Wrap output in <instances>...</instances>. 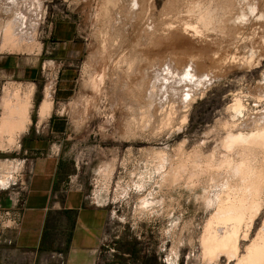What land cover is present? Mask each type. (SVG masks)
Wrapping results in <instances>:
<instances>
[{
    "label": "rangeland",
    "instance_id": "1",
    "mask_svg": "<svg viewBox=\"0 0 264 264\" xmlns=\"http://www.w3.org/2000/svg\"><path fill=\"white\" fill-rule=\"evenodd\" d=\"M19 20L35 24L24 26L31 35ZM7 25L31 37L24 42L10 32L18 41L1 43L0 56H23L28 63L20 69L35 65L38 74L0 73V119L4 99L14 103L30 92L32 100L18 145L0 150V181L11 174L8 188L0 185V218H18L36 140L52 135L50 120L61 119V150L79 163L89 201L106 209L109 262L235 264L264 228V149L227 147L229 133L247 138L264 128V0H0V42ZM48 84L53 109L40 122ZM243 158L253 160L250 167ZM239 196L248 205L236 236L240 254L208 253L210 221Z\"/></svg>",
    "mask_w": 264,
    "mask_h": 264
},
{
    "label": "crops",
    "instance_id": "2",
    "mask_svg": "<svg viewBox=\"0 0 264 264\" xmlns=\"http://www.w3.org/2000/svg\"><path fill=\"white\" fill-rule=\"evenodd\" d=\"M25 62V57L18 54H3L0 73L37 80V66L29 64L20 69ZM50 123L52 135L36 140L37 152L22 211L18 218H0V264H56L60 254L65 264H122L109 262V255L102 249L106 209L89 201L80 183L79 163L61 150V131L55 128L64 122L54 119Z\"/></svg>",
    "mask_w": 264,
    "mask_h": 264
},
{
    "label": "bare ground",
    "instance_id": "3",
    "mask_svg": "<svg viewBox=\"0 0 264 264\" xmlns=\"http://www.w3.org/2000/svg\"><path fill=\"white\" fill-rule=\"evenodd\" d=\"M134 1V0H133ZM13 3H14V1H13ZM13 6H15V5H13ZM14 8V7H13ZM7 9H9V8H7ZM16 9V8H15ZM9 10H11L12 11V9L10 8ZM14 10V9H13ZM191 10V9H190ZM16 12V11H15ZM17 12H19V11H17ZM17 12H16V15H18L17 14ZM12 13V12H11ZM20 13V12H19ZM9 14V13H8ZM21 15H22V19H23V13H21ZM25 15V14H24ZM19 16H20V14H19ZM16 17V16H15ZM35 18V19H37L36 17H34V16H31V18ZM25 18V17H24ZM39 18V17H38ZM16 19H17V17H16ZM15 20V19H14ZM21 20V19H20ZM19 20V21H20ZM24 20H26V19H24ZM23 20V21H24ZM39 20V19H38ZM22 21V20H21ZM20 21V23H21V25L23 26V28H24V26H26V23L24 24V23H22ZM31 21V19L29 18L28 19V21H26V22H30ZM36 21V20H35ZM34 21V22H35ZM11 22H18V20L17 21H11ZM25 22V21H24ZM32 22H33V20H32ZM19 23V24H20ZM37 24L39 23V22H36ZM9 24V23H8ZM31 24V23H30ZM36 24V25H37ZM13 25V24H12ZM20 25V26H21ZM27 25H29L28 23H27ZM33 27H32V26ZM31 25H29V26H26V27H28V29H29V27L31 26V28L33 29L34 28V23L33 24H31ZM8 26V28H5V30L7 29V31H5V33L6 32H8V34L6 33V34H4V38H3V42H0V44L1 43H3L2 44V46H4V47H6V45H8V42L7 41H9L10 42V40H14L16 37L19 39V37H23L24 35H23V32L24 31H22L23 29H21V31H22V35L21 36H18L19 35V32H18V34L17 33H14V32H12V31H14V28H16L17 26H18V24L15 26V25H13V26H15L14 28H13V30L12 31H10V29H11V27L9 26V25H7ZM6 26V27H7ZM19 26V27H20ZM37 27V26H36ZM188 27V26H187ZM21 28V27H20ZM30 28V29H31ZM38 28V27H37ZM173 28V27H172ZM31 29V30H32ZM189 29V28H188ZM19 30V28H17V30H15V31H18ZM24 30H25V28H24ZM27 30V29H26ZM25 30V31H26ZM30 30V31H31ZM35 30H36V28H35ZM34 30V31H35ZM3 33H4V31H2ZM1 32V33H2ZM10 32H12V33H14L15 35H17L14 39H13V34H11V35H9V33ZM27 32V31H26ZM0 33V34H1ZM27 33H29V32H27ZM35 33V32H34ZM189 33V32H188ZM25 34V33H24ZM35 34H37V33H35ZM25 35H27V34H25ZM29 35H31V33H29ZM28 35V36H29ZM28 36H25L24 38H28ZM21 37V38H22ZM31 37V36H30ZM29 37V38H30ZM33 37H34V34H33ZM24 38H22V40L24 39ZM29 38L27 39V40H29ZM33 39V38H32ZM15 40H17V39H15ZM21 40V39H20ZM190 40V39H189ZM18 41V40H17ZM17 41H16V43H17ZM24 42L26 41L25 39L23 40ZM23 41H22V43H23ZM31 41V40H30ZM33 41H36L35 43L37 44V40H33ZM33 41L31 42V43H33ZM12 42V41H11ZM27 42V41H26ZM30 43V44H31ZM11 44V43H10ZM10 44H9V46H10ZM29 44V45H30ZM34 44V43H33ZM36 44H35V46H36ZM40 45H42L41 43H39ZM38 44V45H39ZM14 45V41H13V44H12V46ZM16 45V44H15ZM20 45V44H19ZM18 44H17V47L19 46ZM32 45V44H31ZM37 45V46H38ZM11 47V46H10ZM15 47V46H14ZM38 47H42V46H38ZM2 49V48H1ZM5 49V48H4ZM9 49V48H8ZM159 69V68H158ZM156 71V70H155ZM159 71V70H158ZM163 71H164V69H163ZM195 71V70H194ZM153 72V71H152ZM161 73H162V71H161ZM197 73V72H196ZM157 74H160V72L159 73H157ZM163 74V73H162ZM164 74H166L165 72H164ZM163 74V75H164ZM146 75H147V72H146ZM161 75V74H160ZM158 76V75H157ZM153 77H156V76H153ZM101 78H102V76H101ZM162 77H160V78H158V79H161ZM149 80V79H148ZM147 80V81H148ZM154 80V79H153ZM163 80V79H162ZM144 81V80H143ZM158 81V80H157ZM157 81H156V84H157ZM161 81V80H160ZM154 82V81H153ZM140 83V82H139ZM138 83V84H139ZM144 83H147V82H144ZM149 83H152V82H149ZM161 83V82H160ZM143 84V83H142ZM162 84V83H161ZM141 85V84H140ZM146 85V84H145ZM151 85V84H150ZM159 85V84H158ZM158 85H156L157 86V88H158ZM180 85V84H179ZM149 86V85H148ZM141 87V86H140ZM144 87V86H143ZM146 87V86H145ZM150 87V86H149ZM153 87H155V86H153ZM138 88V87H137ZM164 88V87H163ZM141 89H142V87H141ZM146 89V88H145ZM144 90V89H143ZM156 90V89H155ZM163 90V89H162ZM144 92H145V90H144ZM150 91H148V93H149ZM164 92V91H163ZM30 93V92H29ZM28 93V95H25V97H24V99H22V98H20V97H18V99H17V97L16 96H18V95H16L15 97H16V99L17 100H15V102L13 103H6L5 101H7V100H5L4 99V102H3V104L5 103V106H4V111H3V115H2V117H1V119H0V150H4L6 147H8V146H16V145H18V135H20L22 132H24V131H26V128L27 127H29L28 126V124H30L31 123V121H32V119H31V116H30V107H31V105H32V100H31V93L29 94ZM151 93V92H150ZM157 93H159V92H157ZM160 94V93H159ZM136 95V94H135ZM143 95V94H142ZM137 96V95H136ZM145 96V95H144ZM53 96H52V85L51 84H48V85H46V96H45V98H44V100L42 101V103L40 104V106H39V117H40V119H39V121L40 122H43L46 118H48V117H50L51 116V113H52V109H53V98H52ZM163 97V96H162ZM158 98H159V95H158ZM146 100V99H145ZM154 100V99H153ZM156 100V99H155ZM154 100V101H155ZM159 100H160V98H159ZM134 101V100H133ZM161 101H163V100H161ZM160 101V102H161ZM168 101V100H167ZM158 102V101H157ZM163 102H165V101H163ZM138 103V102H137ZM143 103H144V101H143ZM128 104H130V103H128ZM174 104V103H173ZM132 105V104H131ZM166 105V104H165ZM162 106V105H161ZM153 107V106H152ZM126 108H127V106H126ZM158 109H159V107H158ZM161 109V108H160ZM155 110V109H154ZM153 113V112H152ZM162 113V112H161ZM169 113V112H168ZM172 113V112H171ZM138 114V113H137ZM152 115V114H151ZM157 115V114H156ZM140 116V115H139ZM144 117V116H143ZM159 117V116H158ZM172 117V116H171ZM156 118V117H155ZM149 119V118H148ZM152 119H153V117H152ZM169 119H170V117H169ZM169 119H167V120H169ZM154 120V119H153ZM167 122V121H166ZM172 122V121H171ZM225 124H227V122L225 123ZM132 127V126H131ZM11 129L13 132H12V134L11 135H9L8 133V135H9V137H8V135H7V137H8V139H7V142L6 143H4V141H3V135L6 133H3V131H5V129ZM138 128V127H137ZM128 129V128H127ZM258 129V128H257ZM11 130H9V131H11ZM129 130V129H128ZM139 130V129H138ZM7 131V130H6ZM8 131V132H9ZM134 131V130H133ZM141 131V130H140ZM136 132V131H135ZM6 136V135H5ZM242 138V135H240V136H236V135H233V133H229L228 134V136H227V147H234L235 145H240V144H242L243 145V148H242V150L244 149H251V148H253V149H255V148H257V146L258 147H261L262 149H264V128H261V129H258L257 131H253L247 138H242L243 140H242V142L241 143H239V141L240 140H238V139H241ZM240 148V147H239ZM9 149V148H8ZM11 149V148H10ZM148 151V150H147ZM146 151V152H147ZM250 151H252V150H250ZM250 151L249 152H247V150H246V154H248V153H250ZM255 151V150H254ZM152 152H154V151H152ZM245 152V151H244ZM145 153V152H144ZM149 153V152H148ZM155 153V152H154ZM154 153H152V154H154ZM200 153V152H199ZM257 153V152H256ZM262 153H264V152H262ZM194 154V153H193ZM197 154V153H196ZM157 155V154H156ZM165 155H166V153H165ZM199 155V154H198ZM200 155H202L201 153H200ZM199 155V156H200ZM253 154L251 153V155L250 156H252ZM177 156V155H176ZM199 156H198V158H199ZM204 156V155H203ZM246 156V155H245ZM249 156V157H250ZM257 156V155H256ZM150 157V156H149ZM157 157V156H156ZM159 157V156H158ZM161 157V156H160ZM159 157V158H160ZM165 157V156H164ZM168 158V157H167ZM173 158H175V157H173ZM204 158V157H203ZM209 158V157H208ZM156 159V158H155ZM169 159V158H168ZM167 159V160H168ZM195 159H197V158H195ZM205 159H207V158H205ZM157 160V159H156ZM163 160V159H162ZM166 160V161H167ZM192 160H194V159H192ZM213 160V159H212ZM171 160L169 159L167 162H170ZM194 161H196V160H194ZM193 161V162H194ZM206 161V160H205ZM207 161H210L211 162V160H207ZM206 161V162H207ZM243 167L245 168L246 166H251V162L253 161V160H251V158L250 159H244L243 158ZM6 162V161H5ZM10 162V164H11V161H9ZM163 162V161H162ZM177 162V161H176ZM175 162V163H176ZM198 162V161H197ZM197 162H195L196 164H198ZM202 162H204L203 161V159H202ZM202 162H199V164L201 163V164H203ZM209 162V164H210V166H211V163ZM165 162H163V164H164ZM174 163V164H175ZM9 164V163H8ZM170 164V163H169ZM173 164V163H172ZM181 164H182V162H181ZM200 164V165H201ZM204 164H207V163H205L204 162ZM160 165H161V162H160ZM195 165V164H194ZM213 165V164H212ZM9 166V165H8ZM7 166V167H8ZM15 166V165H14ZM162 166V165H161ZM164 166V165H163ZM197 166V165H196ZM209 166V167H210ZM6 167V166H5ZM4 167V169H6ZM189 167V166H188ZM194 167V166H193ZM192 167V168H193ZM200 166H198V168H199ZM205 166H203V167H201V168H204ZM208 167V166H207ZM212 167V166H211ZM10 168V167H9ZM15 168V167H14ZM165 168V167H164ZM163 167H162V169L161 170H163L164 169ZM200 168V169H201ZM243 168V169H244ZM17 169V168H16ZM15 169V170H16ZM188 169V168H187ZM194 169V168H193ZM18 170V169H17ZM159 170V169H158ZM163 171H165V170H163ZM163 171L161 172V173H163ZM190 171V170H189ZM193 172V171H192ZM262 172H263V170H262ZM156 173V172H155ZM167 173V172H166ZM237 173H239V172H236V174ZM5 174V173H4ZM2 175V178H1V181H0V185H2V187L3 188H8L9 186H8V181H9V177H10V175L8 174V175ZM187 174V173H186ZM235 174V175H236ZM238 175V174H237ZM260 175H262V173L260 174ZM264 175V174H263ZM14 176V175H13ZM153 177V176H152ZM163 177H165V176H163ZM263 177V176H262ZM147 178V177H146ZM156 178V177H155ZM186 178V177H185ZM264 178V177H263ZM154 179V178H153ZM162 179V178H161ZM143 180V179H142ZM151 180V179H150ZM4 181H7V182H4ZM157 181V180H156ZM156 181H155V184H156ZM161 182V181H160ZM142 183V182H141ZM163 183V182H162ZM161 183V184H162ZM250 183H252V182H250ZM247 184V183H246ZM139 185V184H138ZM154 185V184H153ZM152 185V186H153ZM250 185V184H249ZM141 186V185H140ZM160 186V185H159ZM244 186H246L245 184H244ZM243 186V187H244ZM252 186H253V188H254V185L252 184ZM256 186V188L258 187V185H255ZM235 187V186H234ZM238 187V186H237ZM248 187V186H247ZM141 188V187H140ZM236 188V187H235ZM245 188V187H244ZM143 189V188H142ZM152 189V188H151ZM241 189H243L242 187H240V190ZM246 189V188H245ZM244 189V190H245ZM255 189V188H254ZM236 190H238L239 191V189H236ZM236 190L234 191V192H236ZM243 190V193L245 194V191ZM230 191V190H229ZM241 192H242V190H241ZM146 194V193H145ZM150 194V193H149ZM231 194V192H229V194L228 195H230ZM233 194V193H232ZM231 194V195H232ZM236 194V193H235ZM142 195H144V194H142ZM230 195V196H231ZM246 195V194H245ZM245 195H243V196H245ZM236 196H238V195H236ZM248 196V195H247ZM142 197V196H141ZM144 197H147V196H144ZM241 196H239V198H240ZM246 197V196H245ZM245 197L243 198V197H241V200L239 201H236L237 200V198H233L236 202H234V200L233 199H231L230 197V199H231V201H230V203H228L227 205H223V209L222 210H219L217 213H216V215H215V221H216V218H219V219H217V221L219 220V222H214L213 223V221H212V223L214 224H212L211 223V221H210V225H208V235L206 234V236L204 237V245H205V247L204 248H207V250H209V251H207L208 253L209 252H211L212 254H214L213 252H215L216 251V253H217V250L218 249H221V250H223V249H225V250H227V251H229V254H233L234 253V251H237V254H238V247H237V243H239V241H237V240H239V239H237V232H238V227L240 226V225H242V224H240V223H243L247 218V216H245L246 214V209H247V207L246 206H248L247 204H245L243 201H244V199H245ZM249 197V196H248ZM250 198V197H249ZM248 198V199H249ZM253 198H255V197H252L251 198V203L250 204H252V199ZM144 199V198H143ZM143 199H141L142 201H143ZM246 199H247V197H246ZM149 200L146 198V199H144V203L145 202H148ZM229 201V200H228ZM247 202V201H246ZM253 202H256V201H253ZM147 204V203H146ZM146 204H144V205H146ZM226 204V203H225ZM257 204V203H256ZM246 205V206H245ZM253 206H254V203H253ZM250 208V207H249ZM244 218H245V220H244ZM252 218V217H251ZM251 218H249L250 219V221H251ZM214 220V219H213ZM221 220V221H220ZM243 221V222H242ZM249 221V220H248ZM249 221V222H250ZM252 222V221H251ZM215 223H216V229L215 230H212V228H215ZM219 223V224H218ZM221 223V224H220ZM209 224V223H208ZM246 225H248V223H246ZM252 226V225H251ZM212 230V233H210L209 232V230ZM261 230H263V231H261ZM260 230V232L258 233V236L256 235V238L255 239H253L251 242H252V244L250 245V244H248V246L249 247H246V249H244V251H245V253H243L241 256H240V258L238 259V261L236 260V262H235V264H264V228L263 229H261ZM254 236V235H253ZM241 239V238H240ZM250 239H251V237H250ZM249 239V240H250ZM247 240V239H246ZM237 241V242H236ZM241 242V241H240ZM245 243V242H244ZM244 246V245H243ZM203 250H205V249H203ZM224 250V251H225ZM206 252V253H207ZM207 253V254H208ZM210 253V254H211ZM228 253V252H227ZM218 254H219V252H218ZM240 254V253H239ZM238 254V255H239ZM238 257V256H237ZM231 259V258H230ZM232 259H234L233 257H232ZM231 259V260H232Z\"/></svg>",
    "mask_w": 264,
    "mask_h": 264
},
{
    "label": "built area",
    "instance_id": "4",
    "mask_svg": "<svg viewBox=\"0 0 264 264\" xmlns=\"http://www.w3.org/2000/svg\"><path fill=\"white\" fill-rule=\"evenodd\" d=\"M58 262L56 263V264H65L64 263V260H63V257L61 256V254L60 255H58ZM45 264H51V263H49L48 261L47 262H45Z\"/></svg>",
    "mask_w": 264,
    "mask_h": 264
}]
</instances>
